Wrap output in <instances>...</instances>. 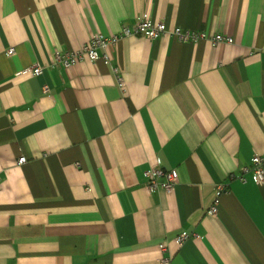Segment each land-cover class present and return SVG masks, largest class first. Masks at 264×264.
Wrapping results in <instances>:
<instances>
[{
  "label": "crops",
  "instance_id": "0c3cea01",
  "mask_svg": "<svg viewBox=\"0 0 264 264\" xmlns=\"http://www.w3.org/2000/svg\"><path fill=\"white\" fill-rule=\"evenodd\" d=\"M140 18L166 32L53 62ZM257 154L264 0H0V264H264V184L238 178Z\"/></svg>",
  "mask_w": 264,
  "mask_h": 264
},
{
  "label": "built area",
  "instance_id": "2783aa9c",
  "mask_svg": "<svg viewBox=\"0 0 264 264\" xmlns=\"http://www.w3.org/2000/svg\"><path fill=\"white\" fill-rule=\"evenodd\" d=\"M166 32L165 24L161 21H153L146 18H140L137 20L133 29L124 26L120 35H109L98 34L91 38V40L86 43L81 49L78 50H68V51H56L54 56L55 64H62L64 67H71L79 62L89 59L96 62L100 59L105 58L108 60L107 55L101 56L100 50L109 48L111 45L115 44L121 37L128 36L132 34H143L148 38L156 39ZM174 34L182 40H195L198 38H205L207 33L205 31L195 32L186 31L181 28H176ZM216 42H227L232 43V37H226L221 34L215 36ZM15 49L10 48L8 50L9 54L14 53ZM24 72H32L33 74H40L42 72V67L40 65H34L30 69H24ZM46 91H49L48 87H45ZM26 161V157H20L19 162L23 163ZM252 172V177L258 184H264V157L261 155H255L252 159V166L243 167L242 174L238 178L242 182L247 181L246 174ZM145 177L148 182V189L152 192L164 188L166 190H171L178 180V172L175 169H167L161 166H155L145 171ZM217 196L215 198L214 204L210 209L211 213H216L218 211V205L220 203V197L225 192L224 184L218 185L216 187ZM190 237L187 233H180L176 237L178 244H183ZM165 247V245H163ZM170 259L168 257H162L160 264H169Z\"/></svg>",
  "mask_w": 264,
  "mask_h": 264
}]
</instances>
